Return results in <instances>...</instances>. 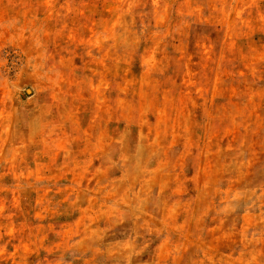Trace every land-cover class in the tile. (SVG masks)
I'll return each mask as SVG.
<instances>
[{"label": "rangeland", "instance_id": "obj_1", "mask_svg": "<svg viewBox=\"0 0 264 264\" xmlns=\"http://www.w3.org/2000/svg\"><path fill=\"white\" fill-rule=\"evenodd\" d=\"M241 196L264 236V0H0V264H264Z\"/></svg>", "mask_w": 264, "mask_h": 264}, {"label": "crops", "instance_id": "obj_2", "mask_svg": "<svg viewBox=\"0 0 264 264\" xmlns=\"http://www.w3.org/2000/svg\"><path fill=\"white\" fill-rule=\"evenodd\" d=\"M242 197V196H241ZM247 197H242V201H241V207H240V210H241V213H240V223L239 225H234L233 223L231 224V221H228L227 218L226 219H223L222 220V223L217 226L219 227V229H224L223 233H229V232H232L233 229L235 231H237V233L240 231V232H243V234H239V239H237L236 241L239 242V244L241 245H247L248 243L252 244V243H255V244H264V236L260 233L259 235H256L255 237H252V235L248 236L247 232L249 230H251L252 228H258L259 225L258 223H253V222H249V217L250 218H255L256 220H258V218L260 217L261 213H252V214H249L248 213V204H247ZM252 207H253V204H252ZM255 211H257L255 209ZM255 220V221H256ZM262 226L264 227V225L262 224ZM232 228V229H231ZM239 229V230H238ZM232 237V236H231ZM165 239V240H164ZM161 240V243L163 242H167V239L164 238ZM260 247H255L254 248H251L252 251H256V249L258 250ZM242 249H246L245 251H240L239 252V256L241 257H245V259L243 261H248V255L249 254V251L246 247H243ZM261 249H263V247H261ZM228 256V254H225V256ZM250 255V254H249ZM238 256V257H239ZM226 259V258H225ZM228 260L230 261L231 259L228 258ZM244 263V264H247V263Z\"/></svg>", "mask_w": 264, "mask_h": 264}]
</instances>
